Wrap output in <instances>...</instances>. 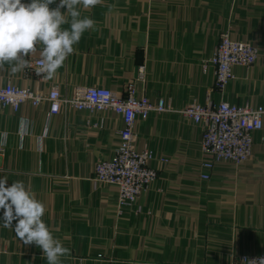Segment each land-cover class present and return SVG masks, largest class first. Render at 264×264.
Listing matches in <instances>:
<instances>
[{
	"label": "crops",
	"instance_id": "0c3cea01",
	"mask_svg": "<svg viewBox=\"0 0 264 264\" xmlns=\"http://www.w3.org/2000/svg\"><path fill=\"white\" fill-rule=\"evenodd\" d=\"M80 10L95 30L83 33L53 78L40 80L24 69L13 74L5 64L0 85L47 92L57 84L66 96L77 86L124 93L144 64L147 77L136 82L137 94L162 98L171 110L137 121L136 147L154 152L158 175L120 211L118 188L92 180L95 164L119 146L118 114L70 107L51 114L48 102L17 111L0 105V178L7 177V186L23 181L45 204L43 221L70 249L61 264H234L239 256L264 253V126L246 161L216 162L202 179L201 126L179 112L193 102L263 104L264 0H101ZM226 30L253 43L258 58L234 66V77L218 90L214 67L204 71L202 60ZM40 47L30 55L41 57ZM13 229L3 227L0 209V264H47L42 250Z\"/></svg>",
	"mask_w": 264,
	"mask_h": 264
},
{
	"label": "built area",
	"instance_id": "2783aa9c",
	"mask_svg": "<svg viewBox=\"0 0 264 264\" xmlns=\"http://www.w3.org/2000/svg\"><path fill=\"white\" fill-rule=\"evenodd\" d=\"M257 58L258 50L253 43L233 39L229 30H226L221 33L212 56L202 60V68L205 71L209 66L214 67V86L223 90L234 77V66H251ZM27 59L29 66L24 68L25 74L34 73L43 80V75L37 74L41 67V57L30 55ZM146 77V67L141 64L137 68L135 82L128 84L124 93L102 86H77L70 96L63 95L57 84L51 85L50 89L44 92L8 83L0 85V105L17 111L24 103L37 107L48 102L51 114H58L64 107L90 113L112 110L118 114L123 122V128L119 131V146L111 159L99 160L95 164L92 180L95 184L115 185L118 188L119 209L123 211L137 202L141 192L146 190L158 175L157 169L151 165V161L156 158L154 152L147 148L138 150L136 147V123L153 112L171 110L162 98L151 101L145 94H137L136 82L145 83ZM179 112L201 126V150L205 155L202 162V179L210 178L209 171L216 162L240 164L246 161L252 154L255 133L261 131L264 126V102L256 107L226 101L217 104L211 101L206 104L193 102ZM4 151L5 147L0 143V157ZM159 160L166 162L164 158ZM261 259H264V253L254 256L242 255L234 264H259Z\"/></svg>",
	"mask_w": 264,
	"mask_h": 264
},
{
	"label": "clouds",
	"instance_id": "9594fccd",
	"mask_svg": "<svg viewBox=\"0 0 264 264\" xmlns=\"http://www.w3.org/2000/svg\"><path fill=\"white\" fill-rule=\"evenodd\" d=\"M0 0V68L11 66L13 74L29 66L27 57L40 47L41 67L38 75L51 79L72 55L83 33L95 30V21L81 18V8L90 9L101 0ZM67 10L62 12L61 9ZM69 25L64 28V25ZM27 121H22L26 128ZM7 177L0 178V209L3 210V227L13 229L16 237L26 245L35 244L43 252L47 264H61V257L70 255V249L43 221L45 204L23 181L7 186ZM255 264V262H253ZM264 264V259L259 261Z\"/></svg>",
	"mask_w": 264,
	"mask_h": 264
}]
</instances>
